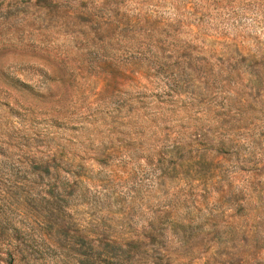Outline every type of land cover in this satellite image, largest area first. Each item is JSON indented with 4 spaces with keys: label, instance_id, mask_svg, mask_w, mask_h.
Masks as SVG:
<instances>
[{
    "label": "rangeland",
    "instance_id": "374dc122",
    "mask_svg": "<svg viewBox=\"0 0 264 264\" xmlns=\"http://www.w3.org/2000/svg\"><path fill=\"white\" fill-rule=\"evenodd\" d=\"M0 264H264V0H0Z\"/></svg>",
    "mask_w": 264,
    "mask_h": 264
}]
</instances>
